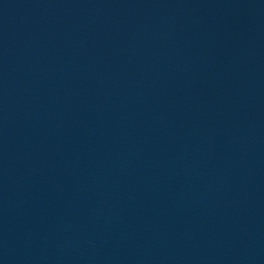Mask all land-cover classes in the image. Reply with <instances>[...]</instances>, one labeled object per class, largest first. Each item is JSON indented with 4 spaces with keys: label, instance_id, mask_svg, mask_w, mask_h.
<instances>
[{
    "label": "water",
    "instance_id": "95a60500",
    "mask_svg": "<svg viewBox=\"0 0 264 264\" xmlns=\"http://www.w3.org/2000/svg\"><path fill=\"white\" fill-rule=\"evenodd\" d=\"M0 264H264V0H0Z\"/></svg>",
    "mask_w": 264,
    "mask_h": 264
}]
</instances>
